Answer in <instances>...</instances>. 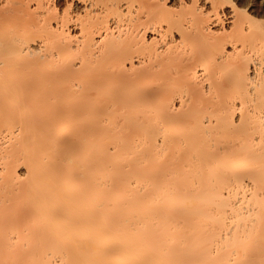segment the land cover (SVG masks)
<instances>
[{
  "label": "bare ground",
  "instance_id": "bare-ground-1",
  "mask_svg": "<svg viewBox=\"0 0 264 264\" xmlns=\"http://www.w3.org/2000/svg\"><path fill=\"white\" fill-rule=\"evenodd\" d=\"M171 1L0 0V264H264V14Z\"/></svg>",
  "mask_w": 264,
  "mask_h": 264
},
{
  "label": "rangeland",
  "instance_id": "rangeland-1",
  "mask_svg": "<svg viewBox=\"0 0 264 264\" xmlns=\"http://www.w3.org/2000/svg\"><path fill=\"white\" fill-rule=\"evenodd\" d=\"M172 2L171 0H167ZM238 9L246 10L250 15L254 17H260L261 14H264V0H231ZM262 3V4H261ZM171 4V3H170ZM224 6L226 3H222ZM222 4L219 5L218 9L223 6ZM171 9H174L172 6H169ZM214 11L208 12V19L212 20ZM210 17V18H209ZM212 17V18H211Z\"/></svg>",
  "mask_w": 264,
  "mask_h": 264
}]
</instances>
